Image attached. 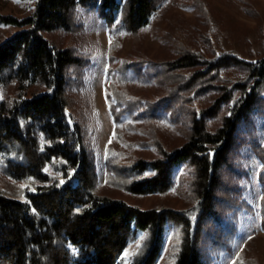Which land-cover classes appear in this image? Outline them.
Masks as SVG:
<instances>
[{
	"label": "trees",
	"instance_id": "obj_1",
	"mask_svg": "<svg viewBox=\"0 0 264 264\" xmlns=\"http://www.w3.org/2000/svg\"><path fill=\"white\" fill-rule=\"evenodd\" d=\"M162 2L125 0L121 7L120 0H35L26 19L0 15L1 24L25 27L0 44V157L9 178L34 184L24 200L0 191V264H118L140 233L145 238L131 264H156L169 230L176 238L172 264H204V241L217 245L231 237L234 227L223 215L241 209L234 186L243 173L240 149L258 159L264 194V58H208L181 43L172 59L120 68V80L129 71L146 74L155 100L117 96L118 112L108 103L118 141L122 116L128 124L157 125L165 115L184 126L185 141L169 150L153 136L145 144L155 150L153 158L108 151L105 184L134 196H160L183 178L192 205L144 210L100 193L93 152L71 113L70 74L84 62L45 34L74 32L79 10H89L108 29L120 11L126 30L136 35Z\"/></svg>",
	"mask_w": 264,
	"mask_h": 264
},
{
	"label": "rangeland",
	"instance_id": "obj_2",
	"mask_svg": "<svg viewBox=\"0 0 264 264\" xmlns=\"http://www.w3.org/2000/svg\"><path fill=\"white\" fill-rule=\"evenodd\" d=\"M120 2L122 7L125 0ZM34 6L35 0H0V15L23 20L31 16ZM121 19L120 11L116 12L115 23L108 29L97 12L79 10L78 28L74 32L45 34L50 43L60 48L69 47L84 62L80 72L70 74L72 116L82 125L93 152L100 193L144 210L156 206L187 209L192 205V198L183 178L176 189L160 196H134L105 184L108 151L112 156L121 153L126 159L153 158L155 150L145 145L153 136H157L169 150L185 141L184 126H175L166 115L157 125L128 124V117L122 116L117 129L122 139L118 141L113 135L114 123L108 99L114 112L120 109L117 96L155 100V85L148 81L146 74L137 76L129 71L126 79L120 80V68L122 64L147 59H172L180 43L201 51L208 58L224 53L235 54L245 61L264 58V0H163L150 23L136 35L126 30ZM24 29L0 23V44ZM113 41L112 55L109 56L108 48ZM259 133L262 137V130ZM238 153L243 173L234 186L241 191V209L235 216L223 215V219L234 227L231 237L219 238L217 245L209 238L204 241V264H264V194L258 181L260 163L246 148ZM0 191L24 200L27 193L34 191V184L9 178L0 157ZM173 234V230L166 232L156 264H172L176 248ZM144 238V234H138L122 252L118 264H131Z\"/></svg>",
	"mask_w": 264,
	"mask_h": 264
}]
</instances>
